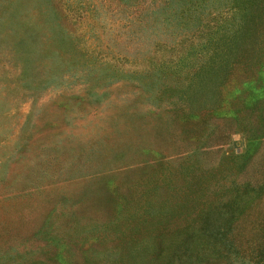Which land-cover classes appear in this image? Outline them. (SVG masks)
<instances>
[{"label":"rangeland","instance_id":"374dc122","mask_svg":"<svg viewBox=\"0 0 264 264\" xmlns=\"http://www.w3.org/2000/svg\"><path fill=\"white\" fill-rule=\"evenodd\" d=\"M246 2L0 0V254L85 264L118 240L119 209L156 208L194 174L210 191L264 173L257 110L203 118L253 92L255 60L234 64L230 40Z\"/></svg>","mask_w":264,"mask_h":264},{"label":"trees","instance_id":"16d2710c","mask_svg":"<svg viewBox=\"0 0 264 264\" xmlns=\"http://www.w3.org/2000/svg\"><path fill=\"white\" fill-rule=\"evenodd\" d=\"M36 13L41 11L37 9ZM263 31L264 0H247L243 22L230 40L231 50L238 48L239 51L233 59L234 64L248 65L246 60H255L249 67L257 65V70L255 73L249 72L250 75L241 83L242 86H249L253 92L239 104L228 102L226 108L219 105L220 98L213 103L214 99L209 113L205 112L203 118L209 114L220 117L234 115L243 109L247 113L257 110L256 127L258 129L259 124L263 126L264 112H261V107L264 104V82L259 77L262 75L264 79V63L260 64L264 56ZM261 32L263 38L259 40L258 33ZM221 64L217 70L209 72L215 77L224 75L228 69L223 73ZM205 87L209 88V84H205ZM242 88L240 86L236 90L239 92ZM249 98L252 101L248 102ZM193 113L190 111L187 116L195 118L197 115ZM237 123L244 127L242 122ZM250 132L247 133L246 142L252 147L251 151L258 145L260 136L259 133L252 135ZM238 156L241 155L233 154L228 158L234 163ZM207 179L202 174H194L182 186H170L169 199L159 203L156 208H149L151 202L145 200L137 208L143 209L146 214L141 211L139 215L134 214L136 207L128 213L119 209V214L113 217V225L119 227L118 240L109 249H104L110 252L99 257L89 255L90 249L83 250L82 260L85 264H213V261L218 262L216 264H264V173L257 179L230 182L227 187L219 185L210 191L207 190ZM155 189H148L146 193H153ZM125 218L130 222L126 221L125 224L122 221ZM139 227L153 231L154 237L140 239ZM54 256L62 263L70 264L64 254H52L49 258ZM0 264L24 263L15 260L9 262L5 254H0Z\"/></svg>","mask_w":264,"mask_h":264}]
</instances>
